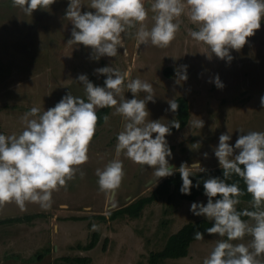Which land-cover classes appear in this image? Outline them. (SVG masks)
I'll return each mask as SVG.
<instances>
[{"label": "rangeland", "instance_id": "1", "mask_svg": "<svg viewBox=\"0 0 264 264\" xmlns=\"http://www.w3.org/2000/svg\"><path fill=\"white\" fill-rule=\"evenodd\" d=\"M82 2L87 4L89 0ZM68 3L69 0H57L50 10H37L30 16L13 7L12 0H0V133L22 131L20 117L33 106L44 111L68 92L86 98L77 76L87 74L89 80L102 86L105 76L96 74L94 69L108 65L121 71L131 70L133 79L138 77L153 85L156 102H148L151 119H160L162 123L178 121L175 113L166 111L168 101L179 96L189 99L188 125L180 130L173 128L166 137L173 152L170 163L177 168L182 162L191 165L194 161L205 168L219 166L213 149L223 132L232 135L230 143L234 144L238 129L264 131V108L259 101L264 94V22L243 49L232 51L234 59L230 64L215 56L211 61L206 58L207 46L189 35L196 26L187 15L180 18V32L168 48L138 44L136 29H131L123 37L126 54L120 48L116 57L104 56L95 61L90 58V49L67 43L72 28L65 17ZM153 16L149 8L145 22L148 28L154 23ZM180 65L189 66V78L176 84L174 69ZM167 68H171L169 75ZM217 73L226 85L223 90L207 82ZM145 95L141 92L138 98ZM125 96L132 98L126 88ZM99 110L98 115H103ZM114 112L110 108L104 111V116L109 117L107 122H101L100 117L90 159L82 166L85 176L80 178L77 173L67 189L53 193L49 209L34 203L27 204L25 210L14 203L0 208V220L23 218L0 224V264H151L150 254L162 250L173 233L188 222L204 218L194 216L189 211L193 201L181 198L177 192L162 195L146 205L139 217H96L151 195L164 179L156 185L149 184L153 169L134 164L123 154L116 156V135L126 121ZM196 119L204 120L202 129L189 126ZM205 152L209 154L207 159ZM116 158L124 160V181L115 192H102L95 170L103 169ZM206 200L203 195L195 201ZM240 206L246 207L248 203L242 201ZM37 212L41 215L26 218L27 214ZM93 224L99 226L97 231L92 230ZM95 232L99 234L97 245L82 248L93 240ZM219 239L206 235L192 243L187 256L168 258L158 264H202ZM249 240L246 237L239 242ZM40 254L42 257L37 259ZM77 257L89 260L82 263L75 261Z\"/></svg>", "mask_w": 264, "mask_h": 264}, {"label": "clouds", "instance_id": "2", "mask_svg": "<svg viewBox=\"0 0 264 264\" xmlns=\"http://www.w3.org/2000/svg\"><path fill=\"white\" fill-rule=\"evenodd\" d=\"M56 2L12 0V6L32 16L34 11L50 10ZM149 8L154 13L151 28L145 23ZM184 15L196 26L189 31L190 37L207 46L206 58L211 61L215 56L230 64L232 51L243 49L261 29L264 0H89L87 4L69 0L65 17L72 28L67 43L90 49V58L99 61L104 56L116 57L120 48L126 54L123 37L136 29L138 44L164 49L176 39ZM188 67L174 69L176 84L188 80ZM94 72L105 76L102 86L94 84L87 74L76 78L84 86L86 98L68 92L44 111L33 106L20 117L22 131L0 133V208L14 203L25 210L27 204L34 203L49 209L53 193L67 189L77 173L80 178L85 176L82 166L90 159L100 121L97 110L115 109L113 114L126 121L116 135L117 157L123 154L132 163L153 169L149 184L156 185L178 171L182 195H191L193 187L199 189L203 184L206 203L193 201L189 211L212 223L203 232L195 231L194 239L203 240L205 233L221 239L202 264H264V131L238 129L234 144L228 131L221 133L213 153L223 170L222 177L208 176L194 184L191 177L207 169L199 161L191 165L182 162L178 168L170 163L173 152L166 137L181 125L176 119L162 123L150 118L148 102H156L153 85L138 77L133 79L131 70L121 71L111 65ZM207 82L219 90L226 87L218 73ZM125 88L132 98H126ZM141 92L146 94L143 99L138 98ZM259 101L264 108V94ZM168 104L166 111H178V101L169 100ZM103 119L107 122L109 117ZM204 124L203 119H196L189 126L202 129ZM200 146L197 142V148ZM203 156L207 159L209 154ZM95 175L100 191L115 192L126 176L124 160H111L103 169L97 168ZM233 176L239 179L229 183ZM246 194L250 195L248 207L239 209ZM98 229L97 224L92 225L93 231ZM246 237H250L248 243L239 242Z\"/></svg>", "mask_w": 264, "mask_h": 264}, {"label": "trees", "instance_id": "3", "mask_svg": "<svg viewBox=\"0 0 264 264\" xmlns=\"http://www.w3.org/2000/svg\"><path fill=\"white\" fill-rule=\"evenodd\" d=\"M171 73V68L166 69V74L169 75ZM176 101L179 102V109L175 113L177 116L178 121L180 122V129L185 128L190 120V105H189V99L186 96H179ZM109 108L105 109H100L99 111H103V115H99L101 117V122L104 120V111H106ZM177 130V129H175ZM207 171L205 173H197L195 176L191 177L193 179V183L200 179H206L208 176H220L222 177V169L219 166L212 167V168H206ZM195 172V170H194ZM239 179L236 176L232 177V180H229L228 182H234L235 180ZM182 184V180L180 178V174L177 171L173 176L164 178L159 185L154 189L151 195L148 196H142L139 199L129 203L126 206H123L121 208L115 209L111 211L108 215L106 214H97L96 217L103 219V220H116L121 217L125 216H133V217H139L142 214L143 209L145 208L146 205L152 203L159 197L165 194L171 195V193L177 192V194L187 200L195 201L197 200L200 196H203V184L201 183L200 188L197 189L195 187L192 188L191 195H182L179 191L180 186ZM241 188H244V184L241 180L240 183ZM242 201H248L250 200V195L246 194L244 197L241 198ZM248 207V206H246ZM239 209H243L244 207L240 206L238 207ZM40 213L36 214H27L26 218L28 220L33 219L34 217L40 216ZM244 219H247L246 217ZM22 217H12V218H7L4 220H0L1 223L5 222H12V221H22ZM211 221L206 220L205 218L197 219L195 221L188 222L185 224L181 229H179L176 233H173L169 238L168 241L165 245V247L156 252H152L150 254V263L151 264H158L160 261L163 262L164 260L168 258H180V257H185L189 254L190 247L194 241V232L195 231H204L205 228L211 227ZM208 235L205 233V236ZM99 239V234L95 232L93 240L87 244L86 246H82L84 249H92L94 248ZM42 255L40 254L37 259L41 258ZM70 260L69 258H67ZM88 258L84 257H77L75 258V261L82 262V263H87Z\"/></svg>", "mask_w": 264, "mask_h": 264}, {"label": "water", "instance_id": "4", "mask_svg": "<svg viewBox=\"0 0 264 264\" xmlns=\"http://www.w3.org/2000/svg\"><path fill=\"white\" fill-rule=\"evenodd\" d=\"M114 206V205H113Z\"/></svg>", "mask_w": 264, "mask_h": 264}]
</instances>
